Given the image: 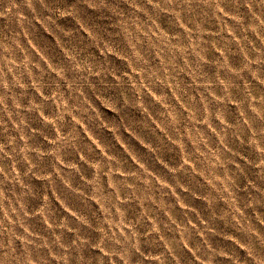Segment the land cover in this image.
Segmentation results:
<instances>
[{"label":"clouds","instance_id":"clouds-1","mask_svg":"<svg viewBox=\"0 0 264 264\" xmlns=\"http://www.w3.org/2000/svg\"><path fill=\"white\" fill-rule=\"evenodd\" d=\"M0 264H264V0H0Z\"/></svg>","mask_w":264,"mask_h":264}]
</instances>
